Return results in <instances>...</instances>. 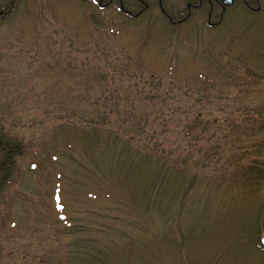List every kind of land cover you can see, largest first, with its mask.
Here are the masks:
<instances>
[{
  "label": "rangeland",
  "instance_id": "374dc122",
  "mask_svg": "<svg viewBox=\"0 0 264 264\" xmlns=\"http://www.w3.org/2000/svg\"><path fill=\"white\" fill-rule=\"evenodd\" d=\"M198 1L0 21V264H264V0Z\"/></svg>",
  "mask_w": 264,
  "mask_h": 264
},
{
  "label": "flooded vegetation",
  "instance_id": "af4514ba",
  "mask_svg": "<svg viewBox=\"0 0 264 264\" xmlns=\"http://www.w3.org/2000/svg\"><path fill=\"white\" fill-rule=\"evenodd\" d=\"M25 1L26 0H0V21L1 22L6 21L13 14L18 13V12L23 13L24 10H28V8H24L22 10V8L19 7V5L24 3ZM86 1H89L92 4H94L93 2L97 1L100 8H108L117 2L120 9L123 12H125L127 15L132 16V17H139L145 10H147L150 7V3L148 2V0H134L135 3H137L139 5V10H137L136 12L131 10L127 0H86ZM157 1L159 3V6H160L162 12L170 19V21L173 24H180V23L186 21L187 18L190 16V12H188L187 15H184V16L180 17L179 19L174 20L173 17L167 12V10L164 9L162 0H157ZM236 1L237 0H234V2H236ZM241 1L244 2V4L247 5V7H250L252 10L259 9V7L255 8L254 6H252V3H251L252 0H241ZM204 2L207 3L210 7L209 8V17H211V18L213 15V10H214L216 5H221V14H220L221 17L227 9L226 6L224 5V0H206V1L205 0H199L198 4H195V5H193V3H188L187 8L189 10L192 6H194L196 8L201 7L204 4ZM257 4H258V2H257ZM209 23L211 24V21H209ZM263 249H264V247H263Z\"/></svg>",
  "mask_w": 264,
  "mask_h": 264
},
{
  "label": "trees",
  "instance_id": "16d2710c",
  "mask_svg": "<svg viewBox=\"0 0 264 264\" xmlns=\"http://www.w3.org/2000/svg\"><path fill=\"white\" fill-rule=\"evenodd\" d=\"M206 125V121H204L201 117L194 118L190 125L187 124L186 129L193 130L195 127H201L204 129ZM264 120L261 123L260 130L264 128ZM257 145H264V142H259ZM0 149L3 151L2 160L0 162V195L2 194L5 185L8 184L13 176L15 170L16 160L22 154V144L15 141H6L2 143L0 140ZM261 152H257L259 156ZM264 178V162H253V169L250 174L249 182L251 184H257L259 180Z\"/></svg>",
  "mask_w": 264,
  "mask_h": 264
},
{
  "label": "water",
  "instance_id": "95a60500",
  "mask_svg": "<svg viewBox=\"0 0 264 264\" xmlns=\"http://www.w3.org/2000/svg\"><path fill=\"white\" fill-rule=\"evenodd\" d=\"M234 0H224V5L225 6H230L232 5ZM261 244L264 246V219H263V235L261 237Z\"/></svg>",
  "mask_w": 264,
  "mask_h": 264
}]
</instances>
